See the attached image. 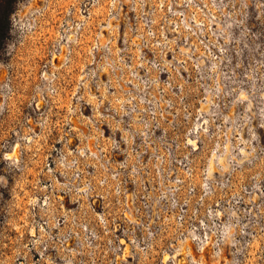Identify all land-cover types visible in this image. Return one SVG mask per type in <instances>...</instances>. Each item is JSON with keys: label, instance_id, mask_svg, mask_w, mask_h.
<instances>
[{"label": "built area", "instance_id": "2783aa9c", "mask_svg": "<svg viewBox=\"0 0 264 264\" xmlns=\"http://www.w3.org/2000/svg\"><path fill=\"white\" fill-rule=\"evenodd\" d=\"M228 7L64 0L53 59L100 82L39 102L62 113L68 131L42 163L57 178L36 185L33 264H264L255 188L237 191L201 162L190 101L170 77Z\"/></svg>", "mask_w": 264, "mask_h": 264}, {"label": "rangeland", "instance_id": "374dc122", "mask_svg": "<svg viewBox=\"0 0 264 264\" xmlns=\"http://www.w3.org/2000/svg\"><path fill=\"white\" fill-rule=\"evenodd\" d=\"M63 5L17 0L0 50V264L34 263L33 197L44 192L36 185L57 178L42 163L68 129L62 113L39 102L100 82L53 59ZM225 14V23L203 31L195 57L175 60L170 77L190 101L201 162L237 191L242 183L255 188L264 221V0H229Z\"/></svg>", "mask_w": 264, "mask_h": 264}, {"label": "trees", "instance_id": "16d2710c", "mask_svg": "<svg viewBox=\"0 0 264 264\" xmlns=\"http://www.w3.org/2000/svg\"><path fill=\"white\" fill-rule=\"evenodd\" d=\"M17 0H0V50L9 33V17L15 9Z\"/></svg>", "mask_w": 264, "mask_h": 264}]
</instances>
